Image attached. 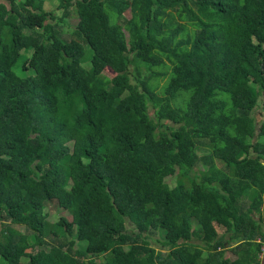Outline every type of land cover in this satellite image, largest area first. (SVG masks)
Listing matches in <instances>:
<instances>
[{
	"label": "trees",
	"instance_id": "trees-1",
	"mask_svg": "<svg viewBox=\"0 0 264 264\" xmlns=\"http://www.w3.org/2000/svg\"><path fill=\"white\" fill-rule=\"evenodd\" d=\"M15 1H0V264H260L264 0Z\"/></svg>",
	"mask_w": 264,
	"mask_h": 264
},
{
	"label": "rangeland",
	"instance_id": "rangeland-1",
	"mask_svg": "<svg viewBox=\"0 0 264 264\" xmlns=\"http://www.w3.org/2000/svg\"><path fill=\"white\" fill-rule=\"evenodd\" d=\"M1 1V0H0ZM41 1V4L43 5V8L44 9H47V10H52L54 12L55 15H60L61 11H59L57 9V5H58V1L57 0H40ZM20 5V2L18 0L15 1V8H17L18 6ZM72 13V12H71ZM125 16L126 17H129L130 16V12L129 10H126L125 12ZM77 21H78V18L76 16V14H70L68 15L65 19H64V22L61 24L62 25V29H63V32H64V35H67L68 33H70L73 29V27H75V25L77 24ZM63 34V33H62ZM125 34L127 37H129L128 33L125 31ZM85 48L86 50L88 49V57L90 56L91 54V50L90 48L85 45ZM24 57V54L21 55V59ZM113 72L108 69V68H105L104 71H103V75H106L108 77H111L113 76ZM146 74V70L143 68L142 69V76H144ZM165 79L163 78H158L156 81L158 82V85L160 88L161 85L163 84ZM66 213L62 212V213H59V212H56L54 210H50L49 211V220L51 222L53 221H56L57 218L60 216V215H65ZM67 219H68V222L65 224V227L66 228H70L71 227V217L69 215L66 214L65 216ZM18 230L20 231H23L24 228L22 226H18ZM218 230L219 232H222L223 230L221 229V227H218ZM156 237H158V235H151V238L152 239H155ZM160 239H162V236L159 237ZM184 241V239H182V242ZM195 241V240H194ZM156 247H159V243L157 242H152ZM226 256H230L231 257V254L229 253L228 250H226ZM260 264H264V255H260Z\"/></svg>",
	"mask_w": 264,
	"mask_h": 264
},
{
	"label": "built area",
	"instance_id": "built-area-1",
	"mask_svg": "<svg viewBox=\"0 0 264 264\" xmlns=\"http://www.w3.org/2000/svg\"><path fill=\"white\" fill-rule=\"evenodd\" d=\"M261 255H264V242L261 244Z\"/></svg>",
	"mask_w": 264,
	"mask_h": 264
}]
</instances>
